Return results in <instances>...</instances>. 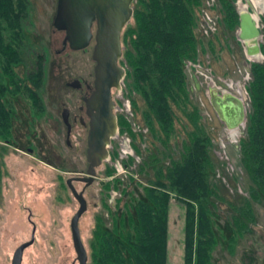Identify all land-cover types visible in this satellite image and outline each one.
Returning <instances> with one entry per match:
<instances>
[{
    "label": "rangeland",
    "instance_id": "374dc122",
    "mask_svg": "<svg viewBox=\"0 0 264 264\" xmlns=\"http://www.w3.org/2000/svg\"><path fill=\"white\" fill-rule=\"evenodd\" d=\"M28 1L25 35L32 53L25 57V67H18L15 71L22 74L32 70L35 55H42L45 77L39 97L44 112L33 114L27 101L7 97L12 105V140L9 147L0 143V264H9L14 249L29 240V221L34 226V241L23 251L21 264H76L69 220L77 204L64 184L70 176L63 174L85 171L84 145L82 138L76 136L81 132L74 127L71 148H66L59 113L62 107L72 114L76 112L79 93L65 87V83L91 80L92 42L84 51L61 50L63 35L51 27L56 0ZM216 3V0H202L195 29L202 44L197 48L195 60L183 65L188 98L197 109L198 123L210 142L208 154L212 171L208 180L213 195L209 210L216 222L218 239L209 264H264V195L259 193L241 163V148L246 142L245 129L250 114L246 90L250 82L249 68L251 64L261 63L263 56L260 49L248 55L245 44L236 39L235 31L222 30L218 24ZM249 3L250 6L247 0H236L234 7L237 13L245 10L255 18L259 38L254 44L260 48L264 0H249ZM214 37L217 41L213 40ZM210 39L216 47L214 54L207 51ZM123 90L122 82L120 90L112 92L116 119L118 115L125 116L132 131L140 133L146 141H135L134 145L140 151L136 155L130 140L117 135L107 149L110 155L116 153V160L103 162L96 170V181L83 193L86 211L78 220V231L87 255L86 264H90L89 243L95 218H107L100 201L103 194L99 181L110 183L113 177L118 178L120 189L139 194V186L127 178L132 177L144 185L152 177L153 171L146 166L152 160L158 161L156 168H166L171 161L179 160L182 143L187 140L186 132L191 129L176 124L174 138L164 146L154 140L150 145L147 128L139 123V116L133 121L131 98L125 96ZM231 98L238 101L242 117L236 124L225 125L210 104ZM133 99L141 107L139 97ZM27 149L32 151L31 154L26 152ZM106 167L113 170V177H106ZM73 187L79 192L82 186L73 183ZM252 194H256L257 200ZM108 195L106 204L113 211H121L128 197L113 190ZM182 217V207L170 200L166 264H182ZM235 217L243 225L240 230L233 225ZM107 219L103 220L105 225ZM231 235H235L232 244L228 242Z\"/></svg>",
    "mask_w": 264,
    "mask_h": 264
},
{
    "label": "trees",
    "instance_id": "16d2710c",
    "mask_svg": "<svg viewBox=\"0 0 264 264\" xmlns=\"http://www.w3.org/2000/svg\"><path fill=\"white\" fill-rule=\"evenodd\" d=\"M235 1L216 0V9L212 7L219 14V26L229 33L238 26ZM29 5L28 0H0V143L8 146L12 140V105L7 97L27 101L33 114L44 112L39 97L45 77L42 55H35L32 70L22 74L15 71L25 67V57L32 53L25 35ZM201 8L202 0H134L132 4L131 21L120 36L119 64L125 67L123 93L131 98L133 121L139 116V123L147 128L151 138L150 145L154 140L164 146L174 138L176 124L191 129L186 132L187 140L182 143L179 160L171 161L166 168H156L158 161L152 160L146 165L153 171L152 177L144 185L127 178L139 186V194L120 189L121 181L112 176L111 168H105L106 177H113L110 183L100 187L103 194L100 201L108 224H104L103 217L95 218L89 243L90 264H166L172 196L183 209L182 264L210 263L218 239L216 222L209 210L213 195L208 180L212 171L210 142L198 123V111L188 98L183 73L184 63L195 60L197 48L202 44L195 32ZM260 22L263 43L259 49L263 61L249 68L250 82L246 90L250 114L241 163L259 193L264 195V16ZM213 40L217 41L216 37ZM215 48L210 39L207 51L214 54ZM132 96L139 97L141 107ZM117 127L119 136L128 138L138 155L140 151L134 143H145L146 139L132 131L123 115L117 116ZM110 158L115 161L116 153L112 152ZM127 160L130 162L131 158ZM112 190L128 197L121 211H113L106 204ZM252 197L257 200L256 194ZM233 225L238 230L243 227L236 217ZM234 236L229 237V243H234Z\"/></svg>",
    "mask_w": 264,
    "mask_h": 264
},
{
    "label": "water",
    "instance_id": "95a60500",
    "mask_svg": "<svg viewBox=\"0 0 264 264\" xmlns=\"http://www.w3.org/2000/svg\"><path fill=\"white\" fill-rule=\"evenodd\" d=\"M133 2L134 0L55 1L51 27L55 32L63 34L61 50L67 47L71 52L84 51L92 42L90 59L93 62V91L86 101L87 115L90 118L84 156L87 167L85 177H70L65 180V186L77 204V209L69 220L71 245L77 264L87 262L78 231V220L86 211V202L82 196L83 189L77 192L73 183H81L84 188L92 184L96 179V170L108 159L109 141L118 135L112 92L120 90L125 77V67L119 65L122 57L120 36L131 21ZM247 3L250 6L249 0ZM237 34V39L245 44L247 54L258 52L259 45L254 44L259 38L257 23L252 14L245 10L238 13ZM247 46H252L253 49L250 50ZM73 84L68 86L76 88ZM228 104L225 107L219 102L216 107L221 119L230 125L240 119L242 110L238 101L233 98L228 100ZM230 118L233 119L231 122ZM99 185H103V182L99 181ZM171 200H174L173 196ZM29 223L30 238L14 249L9 264H21L23 251L34 241V226L30 221Z\"/></svg>",
    "mask_w": 264,
    "mask_h": 264
},
{
    "label": "flooded vegetation",
    "instance_id": "af4514ba",
    "mask_svg": "<svg viewBox=\"0 0 264 264\" xmlns=\"http://www.w3.org/2000/svg\"><path fill=\"white\" fill-rule=\"evenodd\" d=\"M237 15H238V13H237ZM235 32H236V39H237L238 38L237 37L238 36V34H237L238 33V26L236 27ZM75 82H77V83H75ZM69 84H73L76 88H70L68 86ZM65 87H67L68 89H72V90L76 91L77 93H79V96H78V101H77L76 112L74 114L70 113L64 107L61 108V111L59 113V122H60V125L62 126V128L64 130V134H65V142L64 143H65V146H66L67 149H70L71 148V143H70V138L72 137V134L71 133H72L74 127L78 128L79 131L81 132V134H78L77 133L76 136L78 138H82V140H83V145H84V154L83 155L85 156L86 137H87V133H88V129H89V123H90V118L87 115L86 101L89 99V97H90V95H91V93L93 91L92 75H91V80L88 81V82H86V81H80V82H78V81H74L73 80V81H70L68 83H65ZM236 98L238 99V97H236ZM228 100H230V99H226L225 101H216L215 100V101L211 102L210 105H211V107H213L215 109L214 112H215L216 115H218V116L220 115L221 116V114L217 112V107H218L217 104L219 102H221V104H223V105L226 104V106H227ZM113 103H114V106H115L114 100H113ZM220 116H219V119H221ZM222 116L225 117V115L223 113H222ZM241 117H242V114H241ZM241 117H240V119H241ZM240 119L238 121H240ZM231 120H233V119L230 118V122H231ZM221 121L225 125H227L226 121H224L222 119H221ZM238 121H233V123L236 124V123H238ZM111 143H112V140L109 141V145ZM4 145L5 146H8L7 144H4ZM26 152L28 154H31L32 151H30L29 149H27ZM107 153H108V150H107ZM109 157H110V154L108 153V159H107V161L111 159ZM84 161H85V157H84ZM112 162H114V161H112ZM85 165L87 167L86 162H85ZM85 171H86V169H85ZM85 171L83 173H81V172L64 173L63 175H67V176H70V177H77V176L85 177ZM70 177H67V179L70 178ZM95 181H96V179L92 182V184ZM64 184H65V181H64ZM103 185H104V183H103ZM103 185H99V186L102 187ZM81 186H82L81 189H83V192H82V196H83V193H84L85 189H87L90 186H88L86 188H84L83 184H81Z\"/></svg>",
    "mask_w": 264,
    "mask_h": 264
},
{
    "label": "crops",
    "instance_id": "0c3cea01",
    "mask_svg": "<svg viewBox=\"0 0 264 264\" xmlns=\"http://www.w3.org/2000/svg\"><path fill=\"white\" fill-rule=\"evenodd\" d=\"M248 55H250V53ZM3 146H5V145L3 144ZM6 147H9V146H6Z\"/></svg>",
    "mask_w": 264,
    "mask_h": 264
}]
</instances>
